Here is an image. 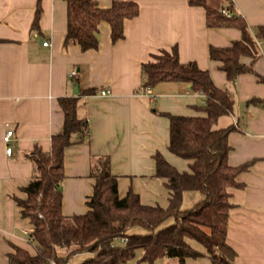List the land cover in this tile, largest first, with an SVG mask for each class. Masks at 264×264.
Instances as JSON below:
<instances>
[{
	"label": "crops",
	"instance_id": "1",
	"mask_svg": "<svg viewBox=\"0 0 264 264\" xmlns=\"http://www.w3.org/2000/svg\"><path fill=\"white\" fill-rule=\"evenodd\" d=\"M96 1L101 7L113 2ZM135 1L140 12L125 21L123 38L113 41L111 25L102 22L98 48L83 51L75 43H65L66 0H0V264H10L15 245L36 253L30 239L33 225L21 214L17 198L26 196L23 188L33 178L29 153L36 147L50 151L52 136L64 128L62 97L78 96V116L88 122L84 139L66 148L61 183L64 214L89 210L87 201L95 183L91 170L104 156L110 157L121 196L131 189L143 204L169 205V188L157 175L155 155L161 152L179 170H188L189 160L168 148L167 113L201 114L195 105L205 102V95L186 83L143 86L142 64L153 53L173 46L181 61H196L209 70L216 85L234 93L233 111L220 116L216 127H233L229 163L251 165L238 176L243 186L233 189L227 241L236 251L234 264H264V43L254 70L231 81L219 62L210 58L209 47L231 45L242 37L241 29L208 26L206 9L189 0ZM208 3L222 7L226 0ZM232 3L256 35L264 25V0ZM243 61L250 63L251 58ZM73 70L76 75L71 76ZM88 88L97 90L79 93ZM103 88L110 92L101 94ZM8 129L14 135L7 144ZM9 145L11 154L6 152ZM202 198L201 191L187 190L182 206L191 208ZM191 241L200 255L183 262L178 257L141 260L139 249L136 257L122 264H215L200 242ZM90 255L82 252L72 258L84 256L83 261Z\"/></svg>",
	"mask_w": 264,
	"mask_h": 264
},
{
	"label": "trees",
	"instance_id": "2",
	"mask_svg": "<svg viewBox=\"0 0 264 264\" xmlns=\"http://www.w3.org/2000/svg\"><path fill=\"white\" fill-rule=\"evenodd\" d=\"M68 26L65 43H75L83 51L99 46L102 22L111 25L113 41L124 37V24L140 12L135 0H113L109 7H101L96 0H66ZM192 5L206 9L210 27L233 26L241 29L242 37L229 46L209 47V56L229 80L245 72H252L253 62L260 56L257 38L264 39V25L254 35L235 9L232 0H226L230 15L222 7L208 0H189ZM40 10V8H39ZM257 36V37H255ZM251 58L250 63L243 61ZM143 86L153 87L160 82L176 81L189 84L205 95L203 104L195 105L201 114H171L168 148L177 156L189 160L188 170H179L157 152V175L165 179L169 188V205L143 204L133 190L121 196L118 177L112 172L110 157H99L91 176L94 190L82 214L63 212L62 180L65 177L66 148L87 134L88 122L78 116V96L62 97L65 120L62 132L52 136L50 151L36 147L29 153L34 163L33 178L23 188L24 198H17L21 214L33 225L30 239L36 253L15 245L9 253L10 264H68L79 253L91 255L80 264H122L136 257L149 262L159 257H196L190 239L200 242L215 264H234L235 249L227 241L230 210L233 207V189L243 186L239 174L251 163L234 166L229 163L232 149L229 133L233 127L219 128L220 116L233 111L235 96L229 88L216 85L208 69L196 61L183 62L177 46L162 49L142 64ZM88 88L79 93H95ZM78 135V136H77ZM187 190H198L203 198L193 207L182 206ZM171 222L165 225V222ZM139 227L145 231H131ZM125 238V242H121ZM119 240V241H118Z\"/></svg>",
	"mask_w": 264,
	"mask_h": 264
},
{
	"label": "built area",
	"instance_id": "3",
	"mask_svg": "<svg viewBox=\"0 0 264 264\" xmlns=\"http://www.w3.org/2000/svg\"><path fill=\"white\" fill-rule=\"evenodd\" d=\"M222 11H223L225 14L230 15V11H229V9H228L226 6H224V7L222 8ZM48 43H49L48 41H45V42H44L45 45H47ZM263 43H264V41H262V40H259V41H258V44H259L260 46H261ZM74 75H76V71H75V70H73V71L71 72V76H74ZM109 92H110V90L107 89V88H103V89L100 90V93L103 94V95H107ZM13 135H14V130H13V129H8V130L6 131V133L4 134V140H5V142H6L7 144L11 141ZM6 152H7L8 154H11V152H12V147H11L10 145L7 146V148H6ZM125 241H126V239H125V238H122V242H125ZM52 264H56V263L53 262Z\"/></svg>",
	"mask_w": 264,
	"mask_h": 264
},
{
	"label": "rangeland",
	"instance_id": "4",
	"mask_svg": "<svg viewBox=\"0 0 264 264\" xmlns=\"http://www.w3.org/2000/svg\"><path fill=\"white\" fill-rule=\"evenodd\" d=\"M189 206L191 207V206H193V204L192 205H189ZM170 222H171L170 220L166 221L165 222V225L169 224ZM131 231H133V232H136V231L143 232L145 230L143 228L134 227V228L131 229ZM190 241H191V239H190ZM191 242H193V241H191ZM193 243H198V242L197 241H194ZM82 258H84V256H76V257L72 258L69 261L68 264H79L82 261Z\"/></svg>",
	"mask_w": 264,
	"mask_h": 264
},
{
	"label": "water",
	"instance_id": "5",
	"mask_svg": "<svg viewBox=\"0 0 264 264\" xmlns=\"http://www.w3.org/2000/svg\"><path fill=\"white\" fill-rule=\"evenodd\" d=\"M78 90H79V86L76 87L75 92H78Z\"/></svg>",
	"mask_w": 264,
	"mask_h": 264
}]
</instances>
